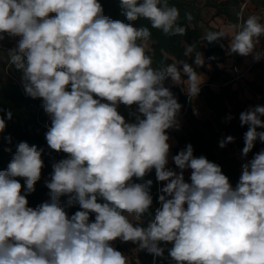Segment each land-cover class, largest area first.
<instances>
[{"label": "clouds", "instance_id": "9594fccd", "mask_svg": "<svg viewBox=\"0 0 264 264\" xmlns=\"http://www.w3.org/2000/svg\"><path fill=\"white\" fill-rule=\"evenodd\" d=\"M120 7L129 23L104 15L99 0H0V40L20 38L7 52L8 65L22 73L25 94L43 101L50 118L47 145L66 154L52 165L49 200L35 208L27 194L41 179L43 150L20 142L0 170V264H128L113 246L116 240L151 254L153 264L157 258L264 264V149L242 164L235 187L219 164L195 156L190 143L171 156L178 171L170 168L168 131L181 127L182 105L165 81L186 84L185 94L195 99L205 82L196 69L205 60L197 52L195 68L185 61L154 68L147 54L151 32L131 22L146 19L166 35H184L179 9L169 0H120ZM230 28L208 31L203 40L227 38L221 47L230 55L264 59V50L257 51L264 36L260 16ZM193 50L189 46L185 55L192 57ZM121 105L136 107L133 121L120 113ZM12 115L8 110L6 119ZM6 119L0 115V133ZM239 120L247 126L241 153L247 157L257 141L264 143V131H258L264 129V105L250 106ZM234 142L229 135L219 147ZM153 170L164 182L154 214L153 181L144 179ZM62 196L80 210L69 216ZM145 214L151 217L146 226L129 219ZM162 245H170L167 257Z\"/></svg>", "mask_w": 264, "mask_h": 264}, {"label": "trees", "instance_id": "16d2710c", "mask_svg": "<svg viewBox=\"0 0 264 264\" xmlns=\"http://www.w3.org/2000/svg\"><path fill=\"white\" fill-rule=\"evenodd\" d=\"M103 6L104 15L114 19L121 20L126 23V17L122 14L120 0H99ZM202 2L203 5L214 9L211 20L215 17H222L225 23L232 25L239 22L240 19H246L250 15H256L260 8L264 7V0H169L170 6H175L179 9L180 16L177 21L178 25L186 28L184 35H166L161 30L151 28V24L146 19H138L131 22L137 28L143 26L148 27L151 36L149 38L150 45L147 47V54L152 57L153 67L161 68L172 63L185 61L190 63L195 68L194 57L197 52H200L206 62L212 66L209 74V82L226 80L228 77L224 73V68L221 64L228 56L233 57V64H237L241 60V56L227 53V49L221 47V43L227 45L225 40L221 42L209 43L203 40L201 32L200 7L197 3ZM186 13H191L193 19L189 21L186 18ZM207 31H220L218 27L211 23H207ZM7 37V38H6ZM6 39L0 40V109H4L3 113L6 119V112L11 110L13 115L11 120L6 119V128L0 133V170H6L9 162L15 154L16 147L20 142H27L30 146L35 145L38 149H42V159L44 167L42 169L41 179L35 184V191L27 194L30 207H37L39 204L49 200V189L46 187V182L50 181L53 171V163L66 158L63 152H56L49 148L45 139L47 125L50 124V118L43 109V101L40 98L33 99L25 94L22 73L17 71L14 66L8 65V50L15 48L11 46V41ZM19 37H15L16 47ZM203 40V41H202ZM189 46H194L192 57L185 55ZM214 59H210L213 58ZM197 71L205 70V67H199ZM167 81V80H166ZM165 81V82H166ZM173 88V87H172ZM171 89L173 91L174 89ZM203 92V97L211 109V114L205 118L196 117L190 106V103L185 104L184 114L188 127L186 133L176 136V143L172 146L173 154H177L184 149L189 143L193 146L194 155L207 157L210 161L219 164L225 175L229 177L233 187L239 181L242 173L241 168V153L244 147V133L247 131V126H241L239 114L248 109L250 106L264 105V89L256 88L258 98L251 100L249 105L243 106L238 99H235V91H229L228 88H220L214 90L206 85ZM177 89V88H176ZM135 106L129 108L123 105L119 111L127 120L131 119V112ZM232 119L227 120L228 116ZM264 131V129H258ZM235 137L234 143L227 144L224 148L219 147V141L227 136ZM11 138L10 142L8 138ZM10 149V150H9ZM264 149V143L257 141L253 150L247 157L251 160L254 155ZM173 164V163H172ZM174 165V164H173ZM175 166V165H174ZM177 170V169H176ZM190 177V174H189ZM20 183L24 185V180L18 178ZM151 179V195L153 196V205L150 212L159 207L158 203V188L154 172L149 173L145 178ZM143 182V181H137ZM68 197H61V205L69 216L80 210L78 205L67 206ZM151 217L148 214L141 217V220L134 221L133 224H139L143 221L146 226ZM94 220V214L91 216ZM113 246L123 252L124 243L120 240L113 242ZM165 247V257H167V248L170 245H162ZM138 260L142 263H150L152 255L146 251H139L136 256L131 254L129 264H138ZM158 264H172L170 259L157 258Z\"/></svg>", "mask_w": 264, "mask_h": 264}, {"label": "crops", "instance_id": "0c3cea01", "mask_svg": "<svg viewBox=\"0 0 264 264\" xmlns=\"http://www.w3.org/2000/svg\"><path fill=\"white\" fill-rule=\"evenodd\" d=\"M211 24L218 27L220 31L221 30L225 32L232 31V29L230 28L231 25L225 23L222 17H215L214 19L211 20ZM7 40L15 41V37H9ZM224 40L228 44L229 42L228 39L225 38ZM262 46H264V41L260 40V44L257 47V51L261 50ZM232 65H233V57L228 56L226 60L221 64V66L224 68V73H226L228 76L226 80L224 81L218 80V81L209 82L208 72L211 70L212 66L209 62H206L204 64L205 70L198 71L202 73L205 77V82L202 85L199 96L196 97L195 99H189V97L187 96V100H186V97H185L186 95H184L185 92L183 88H185L186 90L187 86L186 84L182 83L181 86L175 85L177 88V94H176L177 100H179L181 97L184 99V101L186 100L187 103H191L190 105H191L193 114L198 113L194 115L198 118H205L211 114V109L206 104L205 100L203 99L204 97L202 95L205 90L204 87L208 85L209 87H211L212 89L216 91L220 90V88L221 89L228 88L229 91H235V99H238L243 106L249 105L251 100H255L258 98V93L256 92V88L258 87V88L264 89V59H261L259 62H255L252 56H248V57L241 56V60L240 62L237 63V67H238V71L243 74L238 78H234L235 72L232 68ZM182 102H180V104L182 105V109H181V113L179 117L181 126L184 124V121L186 120L185 114L184 112H182V110L185 109V105L183 106ZM171 135L172 134L170 133L169 143L171 144V148H172V146L175 144V139ZM172 155L174 154L171 149L169 163H173L171 161ZM241 158H245V157H241ZM188 171L190 172V170Z\"/></svg>", "mask_w": 264, "mask_h": 264}, {"label": "rangeland", "instance_id": "374dc122", "mask_svg": "<svg viewBox=\"0 0 264 264\" xmlns=\"http://www.w3.org/2000/svg\"><path fill=\"white\" fill-rule=\"evenodd\" d=\"M197 5H198V7H200V18H201V32H202V34H203V36L208 32L207 31V26H206V24L209 22V23H211V17H212V14H213V12H214V9L213 8H211V7H208V6H205V5H203L202 4V2H198L197 3ZM11 46H14L15 48H16V42L15 41H11ZM149 45H150V41L148 40L147 41V47H149ZM227 53H228V51H227ZM190 64V63H189ZM165 86L166 87H169V88H172V89H174L172 92H173V94H174V96L176 97V94H177V89H176V86L175 85H173L172 84V82L170 81V80H167L166 82H165ZM184 95H186V94H184ZM203 95V94H202ZM181 96V95H180ZM186 97V100H187V95L185 96ZM204 99V98H203ZM182 100H184L183 98H181L180 97V99L178 100V102L180 103V102H182ZM186 100H185V102H186ZM189 100V99H188ZM183 103V102H182ZM186 104H187V102H186ZM191 104V103H190ZM191 106V105H190ZM185 110V109H184ZM184 110H182V112H184ZM136 111V107L132 110V112H131V119H130V122L131 121H133L134 120V116L132 115V113H134ZM185 118H186V116H185ZM187 127H188V124H187V121L185 120L184 121V124L179 128V130H170V131H168V133L170 132L172 135V137H174V139H175V143H176V136L177 135H179V134H184V133H186V129H187ZM169 133V134H170ZM242 159V161H241V166H242V164L243 163H246L247 161H249V159L248 158H241ZM174 164V163H173ZM175 165V164H174ZM176 167V166H175ZM242 168V167H241ZM177 171H178V169H177ZM153 172H154V176H155V170H153ZM189 174H190V172L188 171V170H186L185 171V173H184V175H185V180L186 181H188L189 180ZM155 179H156V177H155ZM156 183H157V188H158V185H159V182H157L156 181ZM158 190V189H157ZM129 219L131 220V222L133 223L134 221H136V218H135V216L134 215H132V216H129ZM121 243H124L125 244V247L123 248V254L128 258V264H129V262H130V256H131V254L133 255V256H136V254L140 251L139 250V248H138V246L137 245H134V244H132L131 242H121ZM142 251V250H141ZM138 264H144V263H142L140 260H138ZM145 264H153V256H152V260H151V262L150 263H145ZM156 264H158V261H156Z\"/></svg>", "mask_w": 264, "mask_h": 264}, {"label": "built area", "instance_id": "2783aa9c", "mask_svg": "<svg viewBox=\"0 0 264 264\" xmlns=\"http://www.w3.org/2000/svg\"><path fill=\"white\" fill-rule=\"evenodd\" d=\"M257 16H260L262 18V21H264V7L260 8L259 11L257 12L256 14ZM260 40L264 41V36L260 37ZM262 50H264V46H262L261 48ZM232 68L235 72L234 74V78H238L240 77L243 73L239 72L238 71V67H237V64H233L232 65ZM215 85V84H213ZM170 168L176 170V167L172 164V163H169L168 165ZM164 186V182H159V185H158V194L160 195L161 193L159 192V189L162 188Z\"/></svg>", "mask_w": 264, "mask_h": 264}]
</instances>
